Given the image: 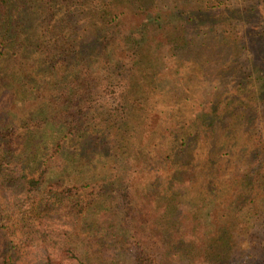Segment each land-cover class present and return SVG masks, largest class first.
I'll return each instance as SVG.
<instances>
[{
    "label": "trees",
    "instance_id": "trees-1",
    "mask_svg": "<svg viewBox=\"0 0 264 264\" xmlns=\"http://www.w3.org/2000/svg\"><path fill=\"white\" fill-rule=\"evenodd\" d=\"M219 71L230 100L192 103ZM33 73L48 87L25 103L48 107L46 128H0V188L16 149L22 166L53 162L49 178L71 181L40 191V213L28 200L46 169L22 175L27 211L0 200V264L34 243L40 264H264V0H0V95ZM172 78L194 87L164 110ZM136 173L153 207L164 198V230L140 221L151 244L138 248Z\"/></svg>",
    "mask_w": 264,
    "mask_h": 264
},
{
    "label": "rangeland",
    "instance_id": "rangeland-1",
    "mask_svg": "<svg viewBox=\"0 0 264 264\" xmlns=\"http://www.w3.org/2000/svg\"><path fill=\"white\" fill-rule=\"evenodd\" d=\"M213 35L215 34H210L209 35V39H211L212 37H214ZM193 36V34H192ZM208 43H209V39ZM207 53V52H206ZM214 53H207L205 55H208L210 57V59H214V57H211V55H213ZM212 70V69H211ZM215 76L213 78L210 79L211 81H213V87H215L214 89H218V90H211V84L210 87L208 86V84L203 85L202 89L199 91H196L193 93L191 97V102L192 103H196V104H201L204 101L206 103L210 102H217L220 101L221 103L226 104V102H228L230 100V94L228 93L227 89L231 88V82L233 81L232 77H229V80L226 79V74L222 73V71L219 72H214ZM164 75V72H163ZM164 77V76H161ZM13 83H15V80H11ZM11 81L9 83H11ZM8 82V81H6ZM5 82V87L8 88V86L6 85ZM45 82V83H44ZM47 81H42V79H40L39 76L36 77V73H33L31 75V78L26 82L25 85V89L26 91H20V93L16 94V95H12V96H8L7 94L4 95H0V100H2V98H4L7 106L4 108L2 105V103H0V128H11V127H18V126H27L29 125L30 127H35L37 128V131H39L42 128H46L44 127V115L47 114L48 112V107L46 106H36L35 109H33V105L31 104H27L25 102L33 100V96L31 93H33L32 90L35 91V96H37L38 98V94L41 91L42 87H48ZM185 84V83H183ZM171 86L172 89L171 90H167V86ZM190 86L194 87L193 84L190 85H182L179 79H173L171 80V83L168 82L167 84L164 82V89H166L165 93H164V97L163 98H159V103H163L164 105V110L167 109L166 104L171 103V104H176L180 101V99H184V94H185V88H189ZM228 87V88H226ZM232 89V88H231ZM194 91V90H193ZM227 91V92H226ZM18 92V91H16ZM210 92V95L208 96V93ZM151 100L153 102L156 101L155 97H151ZM151 101V102H152ZM15 103V104H14ZM20 103V104H19ZM22 103V104H21ZM11 104V105H10ZM151 105V104H150ZM152 106V105H151ZM165 113V112H164ZM164 116V115H160L159 113L156 114H150V116L148 117V120H146L144 122V128H142L141 131V135H144V137L141 139V141H146L148 139V136L152 135V132L154 130V128L159 124H161V121H163V119L161 120L160 118ZM165 123V120H164ZM34 128V129H35ZM49 132V131H48ZM50 134V133H49ZM49 137H51L49 135ZM141 141L140 144H135V148L134 149H139L140 145H141ZM38 142V141H37ZM32 143V142H30ZM34 144V143H33ZM32 144V146H33ZM36 145H38L39 147H41L40 142L37 143ZM35 145V146H36ZM48 146V144L46 145ZM50 144L47 148V152H43L40 155V159L43 156L44 160H48L51 157V153H50ZM45 150V147L43 148ZM15 151H18L17 149ZM14 151V157H12L11 159V163L8 166H5L6 170L4 171V177H10V184L6 185V188H0V200L2 201V203L9 207L12 206L11 204L15 203V208L16 211L18 212H22V211H27L28 210V203H27V195H26V189L24 190L22 188V184L24 182H26V180L23 178L22 175L26 176V178H37L40 177L41 172H43V170L46 169L45 172V176L44 178L40 181L39 186L37 188H34L33 192L30 194V196H32V198L30 200H28L29 203H31L32 209H37V212L40 213L38 210L39 207L35 206V203H38V200L36 199L40 194V191L43 193L44 195V191H48V189H50V186L57 182H63L66 183H70V179L65 178L63 179V181H59V180H54V179H50L49 177H54L55 173L58 172L59 170H62L63 168H54V166H51V164H53V162H51L49 164L48 167L44 168V166L42 165V163L39 162V166L38 165H34V169L27 165L22 166V164L19 163L20 159H18L17 153ZM1 152V150H0ZM2 153H4V151H2ZM44 154V155H43ZM35 156H32V159L34 160ZM17 158V159H16ZM36 167V168H35ZM52 180L53 182H48L49 180ZM147 175L146 173H139V174H135V180H134V185H133V195L135 196V201L138 205V209L137 211L142 212L144 214H147L146 216L141 215V213H134L137 214V217L140 218L141 220H138V225L136 227H134L133 229L136 231L135 232V239L132 240V243L136 246H134V248H138V246L143 245L145 247H148L151 242H150V235L149 233H151V230L149 231H144L143 230V223H140V221L145 220L148 225L147 227H155L157 226L158 228H155V230H153L152 233H158V230H164V227L161 221V216L164 213V198H160L156 204H154V207H156V210H154L153 207V203H150V200L147 198V192L144 191L143 196H141L142 190L144 188V185L146 184L147 181ZM3 186V185H1ZM5 187V186H4ZM62 191L61 189H58V192ZM83 191V190H82ZM136 191V192H135ZM84 192V191H83ZM86 195H88L91 191L90 188L89 190L87 189ZM69 197L72 198L74 197V195L69 194ZM26 198V199H25ZM72 200V199H71ZM50 207L49 209H51V207L55 208V203L54 200L49 202ZM92 207L87 210V217L91 218L95 215H101L102 213L97 211V212H93L92 211ZM50 211V210H49ZM99 212V213H98ZM86 214V213H85ZM151 214H153L151 216ZM61 216V215H59ZM100 219V218H99ZM101 220V219H100ZM35 221V220H34ZM144 222V221H143ZM28 226V224H27ZM96 227H99L102 229V225H95ZM132 226V225H131ZM30 227V225L28 226ZM88 227V225H87ZM145 227V228H147ZM27 229L25 227H23V231H26ZM140 231H143V234H140ZM101 231H96V233H100ZM162 233V232H161ZM91 234H94L93 232H91ZM97 235V234H96ZM83 238H85V236H83ZM113 242V241H112ZM97 243V241H96ZM95 241L91 242L90 247H87V249L85 248V253L88 252L90 249H92V246H96ZM33 248L28 247L26 250H23V252L21 251V255L16 256V258H14L13 260V264H40V260L42 258H44L45 256L38 254V244L34 243L32 244ZM48 245H50V243H48ZM92 255V253L89 255V257ZM42 264V263H41ZM50 264H75L70 261H67L65 258L63 257H59L57 256L54 257V260L50 262Z\"/></svg>",
    "mask_w": 264,
    "mask_h": 264
}]
</instances>
